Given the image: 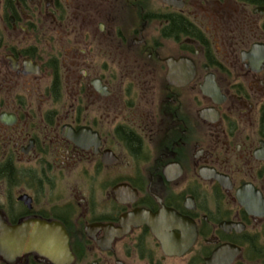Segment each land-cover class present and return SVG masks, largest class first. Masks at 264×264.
<instances>
[{
  "label": "flooded vegetation",
  "instance_id": "obj_1",
  "mask_svg": "<svg viewBox=\"0 0 264 264\" xmlns=\"http://www.w3.org/2000/svg\"><path fill=\"white\" fill-rule=\"evenodd\" d=\"M0 0V235L71 257L264 264V0Z\"/></svg>",
  "mask_w": 264,
  "mask_h": 264
},
{
  "label": "water",
  "instance_id": "obj_2",
  "mask_svg": "<svg viewBox=\"0 0 264 264\" xmlns=\"http://www.w3.org/2000/svg\"><path fill=\"white\" fill-rule=\"evenodd\" d=\"M163 1L171 4L173 0ZM31 249L42 251L58 263H63L71 257L69 237L62 225L44 226L36 230L35 235L28 233L25 226L2 228L0 253L8 255Z\"/></svg>",
  "mask_w": 264,
  "mask_h": 264
}]
</instances>
